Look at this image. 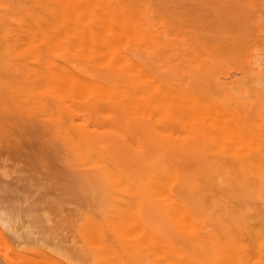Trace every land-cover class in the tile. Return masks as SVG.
<instances>
[{"label":"rangeland","instance_id":"obj_1","mask_svg":"<svg viewBox=\"0 0 264 264\" xmlns=\"http://www.w3.org/2000/svg\"><path fill=\"white\" fill-rule=\"evenodd\" d=\"M58 1L59 3L62 2H60V0ZM76 2L78 5L80 4V1L78 2L77 0ZM94 2L103 7L95 3L96 5H93L96 7L93 6L95 9L92 10H98L97 12L95 11L98 13L100 10L99 7H101V9L103 8L100 12L102 13V11H104L103 14L107 15L108 22L111 21L113 25H116L115 23L119 24V21L115 20V18L118 19L117 16L119 14L123 15L126 12L122 18H126L127 21L124 19L123 22L126 21L125 25L126 23L128 26L131 25V28L134 30H132L133 34H126L127 38L124 37V41H121L123 42L122 45L124 44V47L122 46L121 48H123L125 56L127 55L130 59V61L127 59V62H134L132 63V67H134V64H136L137 61L143 68L141 69L139 65H136L141 69V74L137 72L139 74L137 76H135L136 71L133 76L134 69L131 71L132 74L128 71L130 69L127 70L126 65H130L127 62H123L126 63V69H122L121 67L124 65L121 62L123 60L120 61L119 58L117 64V60H115L116 57H114L115 54L111 56V53H114L116 47L113 49V52L110 53V59L117 65L113 64L109 58L107 59L109 60V63L105 64L102 59L103 65H101V62H99L100 65H98V62H93L98 59L94 56L99 55V53H96V50L94 52V49H96L94 46L97 47L98 45H101V43H96V41L99 42V40H95L98 37V34L96 36V33L98 32L100 35L103 30L99 31L97 30L98 28H94V30L97 31L92 30V26L97 27V25L93 24V22L97 24V20H93L95 15L92 13L95 14V12L92 10V18L90 19L89 17L90 20L88 19L87 22L86 20L82 21L85 14L82 17V20H80L82 11L81 8H79V12H76L78 14L77 18H79L76 20H79V24L82 23V26L86 27L79 28H81V30L82 28L83 30L88 28L91 32L90 36L95 32V36H92L95 42L91 40L92 43L90 44L94 45V49L92 50L96 54H92V50H90L91 52L89 51V54L92 55L89 56V58H94L91 59L93 61L89 62V59L87 58L88 53L85 57H82L84 55H80L83 51V48L81 49L80 47L83 46L82 43H86L82 42L84 39L81 38V35L87 30L81 31L80 29H77L78 31L76 35L72 34L71 36L66 32V29H64L68 27V25H65L66 27L64 26V23L66 22L64 21V23L60 24L58 21V29L52 28V30L56 33H60L56 30L59 31L60 25H63V29L67 34L66 36L64 35L65 38L57 37L60 38V40H63L61 41L62 43L60 41L56 42L59 44H56L57 47L55 46L56 48L54 49L55 54L54 52L52 54L54 55V60L56 61L57 59L59 61H56V65L53 64L55 63L54 60L51 63L53 64V68L54 66L59 67L57 63L63 62L66 66H71L74 70L76 69L79 76H82V78L85 77L89 80L91 83V85L88 83L89 86H92L93 83L97 86L101 82L105 83V88L107 89L110 86L109 88L111 89L108 91L111 92L112 90L113 95V97L109 95L106 97L107 99L104 97L101 98L99 95H103L102 92L105 91L101 90V93L100 91H97L98 93L95 91V93L93 91L95 87L94 85L93 90L91 87H88L90 90L86 87L89 90L88 93L93 92L96 95L98 94L99 97H95V95L93 96L92 93V95L90 94V96L87 97H85V95L84 99L79 100L80 98H78V96L75 97L76 99H73L75 91L77 90L75 81H73V84L72 82L70 83V88L74 85L76 87H73V90H70L65 86L67 91L70 90L74 94L69 92L71 95H65V90L62 94V88V91L60 90L57 92L58 89H60V84H62L59 82L62 81L64 83V81L63 78L62 80L55 79L60 75H53L54 73L50 71L52 69L48 70V73H53H51V75H53L51 79H55V87L49 89V87L46 86V89L44 85V88L43 86H38L42 83L40 76L45 73L46 60L48 61L50 59L43 56L46 53L37 54V47L41 49L45 40L42 39L41 41L43 42L40 41L42 44L39 43V46L36 45L38 43L34 42L33 39L38 41L42 36H45V39L46 37L48 39L49 36L51 38L50 41H53L54 39L52 40V38H56L49 35L50 28H48L49 26H45V17L49 16L48 14L55 15V7L50 5L52 3H57L55 6H58V2L56 0H0V88L2 92V99L0 101V264H104L106 261H109L107 264H114L117 262L116 260H118V256L121 259L119 264H157L159 263L157 260H160V257L156 260L157 252L162 256L159 252L160 249L157 244L158 240H156L158 237L167 242H172L176 247L178 246L177 248L174 246L176 249L173 248V251L180 249L178 250L180 252L183 250V253L185 252V254L199 260L203 264H221L222 261L223 264H227L230 258L234 262L239 256L240 259L238 258L237 261L240 260V264H264V194L260 199L243 198L242 191L238 186V183L241 182L240 164L236 157V153H228L233 149H231L232 144L230 146H227L226 144L225 146V143L218 140L222 145L224 144L222 146L220 143L217 144L216 141L209 137L208 141L204 139L200 140L199 150L208 151V157L207 159L202 157L198 163L201 165L206 163L205 166L207 167L203 169H208V182L213 184L211 187H208L207 193L209 194L206 193V196H208V206L211 204L210 200L215 198L216 201L213 205L214 212L209 213L208 215H196L188 218V220L187 218H182L187 221L191 219L190 222H193V224L198 223L196 225L199 226V228L191 225L193 229L195 228V230H192L189 228L190 225L188 227V223L190 224V222H186L187 225H185L181 221L185 229L188 230L189 228L191 230L186 232V230L182 228L183 225L180 224V218L170 219L165 216L146 215L140 212V214L137 213V215L139 214L140 217L138 218H141L140 220L144 224V227L141 228L145 233V238L143 237L142 230L139 232L141 235H137L138 237L135 235L131 238V235L129 234L136 232L138 229L137 226L141 222L137 221L138 224L136 225V229L135 227H130L131 229L133 228L136 230L134 231L132 229L131 231V229L127 227L125 228V224L126 220L127 223H129L128 219L130 221L131 218L135 217V215L134 217H131L132 213L128 214L123 212L120 215L113 214L112 216V214L99 213L96 211L98 195L95 192L91 181L85 179L88 178L89 175L86 168L81 166L80 163L71 161L73 158L72 155L68 154L63 147L57 145V141L53 140V137L58 132L57 127L60 119L64 117L61 120H64L67 123V118L60 115L56 109H53L54 112H50L49 109V113L47 112L46 114L45 109L40 107L41 104H47L48 106V103L49 105H53V102H55V104H59L63 110L71 112L75 116V123L83 127L93 138H95V142L102 155L108 160L117 162L126 171L135 174V182L137 187L140 188V172L144 168V155L147 153H151L150 155H156L164 148H174L175 146L179 148L183 143L181 141L183 131H188L190 133L197 132L200 128L199 126L193 125L192 121L196 120V117H200L204 113L200 115L199 113L201 112L199 109L188 105V107L186 105L185 107L183 105L184 103L182 101L187 97L186 92H194L195 94L198 93L204 96H217L218 98H215L217 99L218 104L236 121L240 122L243 120L241 122H246L248 120L246 124L251 128L264 127V0H94ZM46 3H48L50 7L47 6L48 8L45 9ZM67 6L65 8L64 4L61 5L62 8L64 7L67 9V12L65 10L64 13H68L69 9ZM76 6L77 5L74 4L75 11L78 10V8L76 9ZM105 7L106 9L113 8L112 10L110 9V12H113V14L110 13L109 16L105 11L106 9H104ZM113 10L122 12H115L117 15H114L115 13ZM62 11L60 10L61 14L63 13ZM60 12L58 13L60 14ZM143 14H146V16ZM72 16L73 15H71V17ZM118 17L120 20V16ZM150 17L152 18L149 21ZM99 18L101 19L102 15ZM111 18H114V20H111ZM146 18H148V20H146ZM52 19L49 21L50 25H53ZM67 19L68 18H65L64 20L67 21ZM55 22L56 21H54V23ZM28 23L31 24L29 25ZM111 23H109L110 26L112 25ZM101 24L98 26L107 27V25ZM44 26L45 29L46 27L48 28V31L46 30V32H49L46 35L45 32H42ZM74 26L76 25H73V29H76ZM110 26L107 29L108 31ZM118 26L117 27L120 28V30H124L125 34V30L128 26H125V28L123 26V28H121L120 24ZM154 26L155 28H153ZM34 27H39V29H36L37 31L33 32V30H35ZM53 27H55V25H53ZM69 29H67V31ZM128 30L129 32L131 31L130 29ZM104 32H106V29ZM113 32L117 33V31L114 30ZM113 32L111 30L108 34ZM134 32L136 34H134ZM36 33L38 34L35 35ZM108 34L106 36L109 41L112 40V38L114 40L115 34H112L113 36L111 35L112 38H110V34ZM124 34L121 32L117 36H123ZM31 36L32 38H30ZM39 36L40 38H38ZM60 36L63 35L60 34ZM74 36L77 37V40L78 38L81 39L73 42V38L75 39ZM84 36L86 35L84 34L82 37ZM87 38L89 39V37H86L85 39ZM103 39L102 41L104 43ZM125 39L128 40L126 41L127 43L125 42ZM50 41L47 46L49 49L51 48ZM46 42L47 41H45V43ZM52 43L54 44V42ZM103 43L102 45L104 46ZM108 43L109 42H107L106 45H109ZM118 43H120V41ZM46 45L44 44L45 47ZM118 45L119 47L121 46L120 44ZM118 45L117 50H119ZM52 46L54 47V45ZM111 47L113 48L114 46ZM111 47L110 49H112ZM78 48L81 49V52L76 51ZM100 50L103 51V48L98 49V51ZM44 51L46 50L44 49ZM50 51H53V49L51 48ZM110 51H108V53ZM39 53L42 52L40 51ZM83 54H85V52ZM104 54L101 53L102 57L100 55V59L103 58ZM118 54L117 56L120 57ZM113 58H115V61L112 60ZM47 64L51 65L48 62ZM47 66L48 65H46V68H48ZM144 68L145 71L147 69L150 74H145L147 71L143 73ZM37 69L38 71H36ZM39 69L44 73L39 74L41 72ZM60 69L61 67L58 70ZM53 70H56V68ZM54 72L56 74V71ZM71 73L73 76L71 75L70 77H74L75 73L73 70ZM61 75L63 76V74ZM140 75H143L144 78L146 75H150V77L152 76L153 82L155 81V83L159 81V83L157 82L158 88L155 86L156 92L150 91L149 88L146 89L148 85L147 81L145 86V83L143 82V80H145L144 78L140 79V81L138 80L141 77ZM45 76L46 75L43 76L44 80ZM138 76L139 78L137 79ZM36 78L41 83L34 81L37 80ZM48 79L51 80L50 78ZM71 79L73 78H70V80ZM148 79L149 77L146 80ZM81 80L78 81V83H80H77L78 86L82 84L83 80ZM16 81H18V83ZM46 82L47 81L45 80L44 83ZM57 82L59 84V87H57L58 89L56 88ZM151 82L149 83L150 89V85L153 83ZM121 83L126 84L124 87L129 85L128 88L130 86L133 88V91L136 94V96H132L133 98H141V103L144 99L147 101L142 103L145 107V111L141 110V112L144 111L143 114L136 113V111L138 112L142 107L140 106L141 103L138 105L136 102L137 100H133L129 97V94L127 97L130 99H127L122 93L124 87ZM33 84L36 85V87L33 86ZM118 84L123 88H121V86L116 88ZM82 85L84 86V83ZM163 85H165L164 87L166 88L163 87V89H161L162 91L159 90V92H165L163 90L167 89L166 96L164 93L162 95L161 92H158V89L162 88ZM21 86L26 89H22V91ZM97 86L95 87V90ZM112 86L114 88H112ZM173 86L174 88H177L173 89ZM236 86L237 88H235ZM98 87L97 90L102 88L101 85ZM152 88L155 91L153 85ZM11 89L12 91H9ZM74 89L76 90L74 91ZM121 89L123 90L120 91ZM182 89L184 90L183 92H181ZM53 90H57V94ZM114 90L117 92V97H115L116 93H114ZM175 90L177 93L174 92ZM84 91L85 90H83V92ZM118 91L121 92L122 96L120 95L119 97ZM110 92L108 94H110ZM179 92L181 97L178 96ZM88 93L86 94L89 95ZM170 93H174L173 98L170 97V95L172 96ZM175 93L180 99L176 97ZM183 95H185V97L182 99ZM224 95L229 97V99L226 97V99L229 100L228 104H226L228 100L226 103L220 102L221 98L222 100H225ZM174 98H178V100H175ZM132 100L137 104L136 110L134 107L135 104L131 107V104L127 105L130 101L133 104ZM138 102H140V100H138ZM179 102H182V104ZM166 106H171L168 113L166 112L168 109L164 110ZM138 107L140 108L138 109ZM243 115H245V117ZM160 116L161 119L158 118ZM243 118H245L246 121ZM259 133L264 132L259 131ZM183 135L182 137L185 136ZM154 137L155 139H153ZM30 138H35L34 140H36L37 144L34 150L25 146V142H28ZM49 138L51 141H48ZM159 140H166L165 145H159ZM262 140L264 141V137ZM171 143L174 145H171ZM229 144L230 143H228V145ZM214 145H218L219 148L215 147L214 149ZM221 146L224 147L222 148L223 150H227V153L220 149ZM56 160L58 162H56ZM72 172L75 173L73 174ZM55 173H65L66 175L71 176V182H74L71 192H67L64 189L55 186L53 182V174ZM220 175L221 179L223 178L222 180L220 179L221 181L217 179ZM233 175L236 176L234 177ZM132 200L129 202H136L135 198ZM122 206H124L123 209H128L126 208V204H123ZM89 214L90 219L88 218ZM127 214L128 217H126ZM91 215H93V217H91ZM117 216H121V219L123 218L124 220L122 219L121 221L120 219L118 221L119 218H117ZM95 218L100 222L96 221ZM110 218L114 221H109L108 219ZM116 218L117 222H120L121 224L125 221L124 227L123 224L117 225ZM176 219L178 220L177 223ZM92 221L98 223L95 225ZM131 222L132 220L130 221V225L133 224ZM173 222L178 225L180 224L179 229ZM108 224H110V226ZM115 224L116 227L114 226ZM92 225L94 227H92ZM82 226L86 228V230L83 228L85 231L82 230ZM113 226L115 229L112 228ZM120 226L123 228H120ZM99 227H103V233L100 232ZM146 228L147 230L149 229L148 232L151 231L153 233L152 236L156 237L157 235V238L153 242L154 250L159 249L156 252L151 251L153 250L152 243V247L149 245L150 242H148L149 244L146 243L148 239L152 237H147L148 232L144 231ZM196 228L201 229L196 230ZM116 229L117 233L115 232ZM119 229H121V234L118 231ZM129 231L131 233H129ZM96 232L97 235L100 232L102 236H97L95 234ZM125 232L128 233L127 238ZM88 236L89 239H87ZM95 237L98 238L94 240ZM140 237H143L145 240L140 239L135 241V239L137 240V238L139 239ZM146 237L148 238L147 240ZM99 238H102V242H98V240H100ZM151 239L153 240V238ZM141 240L146 241L143 243L144 245L142 243L140 244L139 241ZM100 242L102 245H100ZM103 242L106 244L108 243L107 246L109 245V247H107L105 243L103 244ZM94 243L99 244L95 245ZM226 243L227 247H225ZM146 244L147 248L151 249H149V251L153 253L152 255L150 254L151 257L149 256V252H146ZM140 245L143 246V249ZM155 245H157V249ZM110 246H113L114 251L118 254L117 257H114L115 259L112 256L115 252H112L113 247L111 249ZM144 247L146 250H144ZM99 249L101 251H99ZM169 251L170 253L172 252L171 250H167V252ZM104 252L106 253L104 254ZM107 253L110 254V257ZM230 253L234 256L233 258ZM237 253L238 255H236V257L235 254ZM103 254L106 256V261H103ZM172 254L173 252L171 255ZM219 257L222 258L219 259ZM225 257H228L227 260ZM114 260L116 262H114ZM231 260H229V262Z\"/></svg>","mask_w":264,"mask_h":264},{"label":"bare ground","instance_id":"obj_2","mask_svg":"<svg viewBox=\"0 0 264 264\" xmlns=\"http://www.w3.org/2000/svg\"><path fill=\"white\" fill-rule=\"evenodd\" d=\"M40 1V0H39ZM57 2H58V6H55L57 3H55V4H51L50 6H52V7H55V8H58V9H55L54 8V10H56V11H58V12H60V10L62 11V9H63V13L61 14V12H60V14L58 13V12H56L55 11V15H51V14H48L49 16H46L45 17V22H46V25L45 26H49L48 28H50L49 29V31H50V33L49 32H46V30L48 29L47 27H46V29H45V26H44V30L42 31V32H45V35L46 34H48L49 33V35H51L52 37H56V38H52V40L53 41H50L51 40V38L48 36V39H47V37H46V39H45V36H42V38H40V36L38 37V38H40V39H38V41H36V39H33L34 40V42H36V43H38V44H36V45H39V43L40 44H42L41 42H43V41H41L42 39L43 40H45V41H47L46 43H47V45H46V43H45V41L43 42V44H42V46L44 47H42L41 46V49H39V47H37L38 49V53L37 54H44V53H46V54H44L43 56L45 57V58H47V59H50V60H46V65H48L47 67L49 68H46V65H45V70H44V72H42V70H40L39 72V74H42V73H44V75H46L45 76V80L47 81L46 83H44L45 82V80H44V75L42 76H40V78H41V82L43 83H41V82H39V80L37 79V80H34V81H36L37 83H41V85H38L39 87H42L43 85L45 86V88L47 89V87H49V89L50 88H53V87H55V82H54V80L55 79H60V80H62V78H63V81H64V83L62 82V81H60L59 83H62V84H60V87H59V84H58V82H57V86H56V88L57 87H59L60 89H58V91L57 92H59L60 90H61V88H62V94L64 93L65 95L66 94H69V92H71L70 90L72 89L73 90V87L74 88H76L75 87V85L72 87V88H70V83L72 82V84H73V81H75V84H76V86H77V90H78V92H77V90L76 89H74V91H75V96L73 97V99L75 98V97H77L78 96V98H80L79 100H81V99H84L85 97H87V96H90V94L92 95V93L93 92H89L88 93V91L90 90L89 88L91 87V89L93 90V86L95 85V83H93L92 81V83H93V85L92 86H89V84L91 85V83L89 82V80H87V78H85V77H83L82 78V76H79L78 74V72H76V69L74 70L71 66V68L70 67H68V66H66V64H63V62H59V63H57L58 65H59V67L58 66H54V68H53V64H55L56 65V61L58 62L59 60H57L56 59V61L54 60V55L52 54L53 52H54V49L57 47V45L56 44H59V43H56L57 41H62V40H60V38L62 37H64V35L66 36V34L67 33H65V31H64V29H66V32H68L69 33V35H71L72 36V34H75L76 35V33H77V31L80 29L81 30V28H79V27H83L82 26V23H80L79 24V20L77 21L76 19H78L77 18V16H78V14L76 13V12H79V8H81V11H82V16H81V19L80 20H82V17L84 16V14H85V17H83L84 19L82 20V21H85L86 20V22L88 21V19H89V17H90V19L92 18V14L93 15H95L94 17H93V20L94 21H96L97 22V24L95 23V22H93V24L94 25H97V27L96 26H92V30L93 31H97V30H103L102 31V33L99 35V33L97 32L96 33V36H97V34H98V37H97V39H95V40H99V42L98 41H96V43L97 44H100L101 43V45H98L97 47L96 46H94V45H92V44H90V43H92V41L91 40H93V38H92V36H95V32L93 33V31H92V33H93V35L92 36H90L91 35V32H90V30H88V28L87 29H84V30H87L86 32L83 30V28H86L85 26L82 28V30L81 31H84V33H82V35H81V38H83L84 40H86V41H84V40H82V42H86L85 44H83L82 43V45L84 46H81L80 48L82 49L83 48V51L85 52V54H83L84 52L82 51L81 52V49H76V51H79V52H81V54L80 55H84V56H82V57H85V55H87V53H88V55H87V58L89 59V62H91V61H93V60H91V59H94V58H89V56H92L91 54H89L91 51L90 50H92V49H94L93 48V46L96 48V49H94V52H95V50H96V53H99V55H96V56H98V57H96V56H94L97 60H95V61H93V62H101L102 64L101 65H103V61H104V64L105 63H109L108 61L109 60H107L108 58L110 59L111 57H110V53L111 52H113V49H115V47H116V49H115V51H114V53H111V56H113L114 54H115V56L114 57H116V59L115 58H113L112 60H117V64H118V59L120 58V61H122L121 63L124 65H122L121 63H119L120 65H122L123 67H121L122 69H124L125 68V64L126 63H123V62H127V59L130 61V59L127 57V55L125 56V53H124V50H123V48H121L122 46L124 47V44L122 45V43L123 42H121V41H124V37L125 38H127L126 37V34H129V35H131V34H133V31L132 30H134L133 28H131L132 26L131 25H127V23H126V25H125V22L127 21L126 20V18H124L126 21H124L123 22V18H122V16H124L125 14H126V12H125V14H123V15H121V14H119L118 16H120V20H119V17L117 16V18L118 19H116L115 18V20H117V21H119V24H120V27L121 28H125V26L128 28V29H130L131 31L129 32V30L126 28V30H125V34H124V30L123 29H121L120 30V28H118L119 26V24H117V23H115L116 25H113L112 23H111V21H109L108 22V18H107V15H104L103 13H104V11H102V13L100 12L102 9H101V7H103V6H101V5H99L98 3H96V2H94V0H92V2H91V0H87V1H82V0H78V2L80 3V4H82V5H78V3L75 1V0H71V1H69V0H60V2L61 3H59V1L58 0H56ZM65 3H64V2ZM71 3H69V2ZM74 1V2H73ZM81 1H82V3H81ZM97 1V0H96ZM77 4H76V3ZM85 2V3H84ZM38 3V2H37ZM49 3V2H48ZM48 3H46V7H45V9L46 8H48V7H50L49 6V4ZM67 3V4H66ZM89 3V4H88ZM98 4L99 6H101V7H99L100 8V10H99V12L98 13H96L98 10H92V9H95V8H93V6L94 5H96V4ZM62 4H64V7L66 8V6H67V8L69 9L68 10V13H64L65 12V10H66V12H67V9H65L64 7L62 8L61 7V5ZM74 4L75 5H77L76 6V9L78 8V10L77 11H75V8H74ZM87 4V5H86ZM94 4V5H93ZM66 5V6H65ZM73 5V6H72ZM90 5H91V7H90ZM48 6V7H47ZM86 6V7H85ZM105 6V5H104ZM60 7V8H59ZM82 7H84V8H82ZM94 7H96V6H94ZM108 7V6H107ZM87 8V9H86ZM52 9V8H51ZM74 9V10H73ZM82 9H84V10H82ZM98 9V8H97ZM104 9H106V7L104 8ZM111 10L113 9V8H110ZM110 9H106L105 11L107 12V14L109 15L110 13H112L113 14V12H110L111 10ZM91 10L93 11V12H95V14L94 13H92L91 14ZM108 10H109V12H108ZM85 11V12H84ZM88 13H87V12ZM114 11V13L116 12H119V11H116V10H113ZM127 11V10H126ZM73 12H74V14H73ZM120 12H122V11H120ZM119 12V13H120ZM43 13V12H42ZM81 13V12H80ZM114 14V15H117V14ZM45 14V13H44ZM58 14V15H57ZM76 14V15H75ZM89 16H88V15ZM100 14V15H99ZM151 14V13H150ZM60 15V16H59ZM68 15V16H67ZM71 15H73L72 17H71ZM97 15V16H96ZM101 15H102V18L100 19L99 17H101ZM113 15V16H114ZM144 16H146V14H143ZM56 16V17H55ZM59 16V17H58ZM63 16V17H62ZM88 16V17H87ZM110 16V15H109ZM112 16V15H111ZM54 17H55V19H54ZM87 17V18H86ZM96 17V18H95ZM52 19V21H53V25H55V27H53V25H50L49 24V21H51V19ZM57 18V19H56ZM59 18H62V19H59ZM65 18H68L67 19V21L66 20H64ZM99 20H98V19ZM106 20H105V19ZM152 17H150L149 18V21H150V19H151ZM47 19H48V21H47ZM59 19V20H58ZM89 19V20H90ZM114 20V18H111V20ZM103 20V21H102ZM146 20H148V18H146ZM27 21V20H26ZM54 21H56L55 23L57 24H55L54 23ZM59 21V22H58ZM64 21L67 23H64ZM72 23H71V22ZM76 23H75V22ZM106 21V22H105ZM116 21V22H117ZM120 21H122V22H120ZM48 22V23H47ZM60 23V24H62V23H64V26L66 25H68V27L67 28H64L63 29V25L61 26L60 25V28H59V31L58 30H56L57 32H60V33H56L55 31H53L52 30V28H55V29H58V23ZM102 24H101V23ZM103 22H105V23H103ZM27 23V22H26ZM76 25V26H74V27H76V29L74 28L73 29V25L74 24ZM90 23V22H89ZM107 23V24H106ZM109 23H111L112 25V27L110 26V24ZM122 23V24H121ZM29 25L31 24V23H28ZM35 24V23H34ZM33 24V25H34ZM107 25V27L106 26H98V25ZM124 24V25H123ZM26 25V24H25ZM80 25V26H79ZM152 25V24H151ZM35 26V25H34ZM65 26V27H66ZM110 26V29L112 30V32H113V30L114 31H117V33H115V32H113V33H109L110 34V38H112V34H115V36H114V40H113V38H112V40H110L109 41V39L107 38V34H108V32L109 31H111L110 29H109V31L107 30L108 29V27ZM114 26V27H113ZM123 26V27H122ZM61 27H62V29H61ZM157 27V26H156ZM35 28V27H34ZM71 30H70V29ZM94 28L95 29H97V30H94ZM115 28H118V29H115ZM153 28H155V26L153 27ZM25 29V28H24ZM36 29H39V27L38 28H35V30H33V32L34 31H37ZM67 29H69L68 31H67ZM78 29V30H77ZM105 29H106V32H104L105 31ZM72 30H73V32H72ZM76 30V31H75ZM48 31V30H47ZM55 32V33H53V32ZM119 31H121L122 32V34H124L123 36H117L118 34H120L121 32H119ZM41 32V31H40ZM70 32H71V34H70ZM119 32V33H118ZM65 33V34H64ZM105 33H107V34H105ZM38 33H36L35 35H37ZM44 34V33H43ZM55 34V35H54ZM60 34L61 35H63V36H60ZM81 34V33H80ZM86 35V36H84V37H82L83 35ZM89 34V35H88ZM108 34V35H109ZM134 34H136L135 32H134ZM158 34V33H157ZM54 35V36H53ZM112 35V36H111ZM78 36V35H77ZM80 36V35H79ZM104 38H102V37ZM57 37H60V38H57ZM75 37V39L73 38V42H76L75 40H77V37L76 36H74ZM86 37H89V39L87 38V39H85ZM101 37V38H100ZM109 37V36H108ZM116 37H117V39H116ZM30 38H32V36L30 37ZM34 38H36V37H34ZM65 38V37H64ZM81 38H78V40L77 41H79V39H81ZM90 38H92V39H90ZM96 38V37H95ZM122 38V39H121ZM56 39V40H55ZM59 39V40H58ZM101 39V40H100ZM102 39L104 40V43H103V41H102ZM106 39H107V41H106ZM120 39V40H119ZM134 39V38H133ZM71 40V39H70ZM88 40V41H87ZM90 40V41H89ZM95 40H93V42H95ZM132 40V39H131ZM41 41V42H40ZM51 42L50 44H51V48L53 49V51H50L51 50V48L49 49L47 46L49 45L48 44V42ZM100 41H102V42H100ZM112 41V42H111ZM114 41V42H113ZM120 41V43H118ZM126 41H128V40H126L125 39V42ZM133 41V40H132ZM17 42V41H16ZM19 42V41H18ZM52 42H54V44L52 43ZM88 42H89V44H88ZM107 42H109L108 44L109 45H106L107 44ZM62 43V42H61ZM96 43H95V45H96ZM102 43L104 44V46L102 45ZM114 43V44H113ZM115 43H116V45H115ZM120 44L121 46L119 47V45L118 44ZM127 43V42H126ZM44 44L46 45V47L44 46ZM75 44V43H74ZM52 45H54V47L52 46ZM105 45H106V47H105ZM117 45H118V49L121 51H119V50H117ZM40 46V45H39ZM56 46V47H55ZM87 46V47H86ZM111 46H114L113 48L111 47ZM100 47V48H99ZM110 47L112 48V49H110ZM13 48V47H12ZM42 48H43V50H42ZM89 48V49H88ZM101 48H103V51L102 50H100V51H98V49H101ZM105 48V49H104ZM44 49L46 50V51H44ZM47 49H49V50H47ZM42 52V53H39L40 51ZM88 50V51H87ZM110 50H112V51H110ZM90 51V52H89ZM108 51H110L109 53H108ZM116 51H118V52H116ZM127 51H128V49H127ZM69 52V51H68ZM67 52V53H68ZM93 52V50H92V54L94 53ZM27 53V52H26ZM35 53H36V51H35ZM48 53H49V55H48ZM96 53H94V54H96ZM101 53L102 54H104V53H106V54H104V56H103V58H101L100 59V55H101ZM119 53V54H118ZM122 53H123V55H122ZM54 54H55V52H54ZM107 54H108V57H107ZM117 54L118 55H120V57L119 56H117ZM47 55V56H46ZM76 55V54H75ZM106 55V56H105ZM123 57H122V56ZM51 57V58H50ZM81 57V56H80ZM101 57H102V55H101ZM105 57H106V59H105ZM118 57V58H117ZM126 57V58H125ZM130 57V56H129ZM125 58V59H124ZM42 59V58H41ZM100 59V60H99ZM102 59H103V61H102ZM105 59V60H104ZM253 59V58H252ZM53 60H54V62L55 63H51V62H53ZM78 60V59H77ZM83 60V59H82ZM84 60H85V58H84ZM99 60V61H98ZM114 60V61H115ZM133 60V59H132ZM135 60V59H134ZM50 61V62H49ZM110 61H111V59H110ZM136 61V60H135ZM44 62V61H43ZM47 62L48 63H50L51 65H49V64H47ZM112 62V61H111ZM213 62V61H212ZM98 63H96V64H98ZM113 64H115L114 62H112ZM111 63V64H112ZM128 64H130L129 66H127L126 65V68H127V70L128 69H130V70H128V71H133V69H134V71H133V76H134V73H135V71H136V73H135V76H137V75H139L138 73H140L141 74V69L143 68L142 66H141V64L140 63H138L137 61H136V64H134V67H132L133 66V64L132 63H134L133 61H132V63H130V62H127ZM138 63V64H137ZM117 64H115V65H117ZM152 64V63H151ZM62 65H64V66H62ZM68 65V64H67ZM98 65H100V63L98 64ZM136 65H139L140 66V68H139V66L137 67ZM34 66V65H33ZM66 66V67H65ZM52 67V68H51ZM58 67V68H57ZM61 67V71L60 70H58L59 68ZM119 67V66H118ZM117 67V68H118ZM33 68V67H32ZM35 68V67H34ZM56 68V70H53V69H55ZM69 68V69H68ZM125 68V69H126ZM132 68V69H131ZM136 68V69H135ZM36 69V68H35ZM50 69H52V70H50ZM64 69H67V70H64ZM140 69V70H139ZM48 70H50V71H52V72H50V73H48ZM73 70L74 71V77H70L71 75L73 76V74L71 73V71ZM104 70V69H103ZM144 70V72L143 73H145L146 71H147V69H146V71H145V68L143 69ZM142 70V71H143ZM36 71H38V69L36 70ZM54 71H56V74H55V72ZM67 71V72H66ZM70 71V72H69ZM106 71V70H105ZM127 71V72H128ZM140 71V72H139ZM21 72V71H20ZM19 72V73H20ZM46 72H47V74H46ZM62 72V73H61ZM64 72H66V73H64ZM68 72H69V74H68ZM138 72V73H137ZM51 73L53 74V75H60L58 78H55L54 80L53 79H51L52 78V76L53 75H51ZM78 73V74H77ZM150 74L148 71L145 73V74ZM260 73V72H259ZM61 74H63V76L61 75ZM65 74V75H64ZM131 74H132V72H131ZM145 74H143V75H145ZM51 75V76H50ZM67 75V76H66ZM69 75V76H68ZM143 75H140L141 77L139 78V76L137 77V79L140 81V79H143L144 77H143ZM48 76V77H47ZM76 76V77H75ZM47 77V78H46ZM81 77V78H80ZM149 77V79L148 80H146L147 78ZM39 78V77H38ZM48 78H50L51 80H49ZM66 78V79H65ZM70 78H73V79H71L70 80ZM76 78V79H75ZM84 78H85V80H84ZM43 79V80H42ZM83 80V82H82V84L84 83V86L82 85V87H81V85H79L78 86V84H80V83H78V81L79 80ZM89 79V78H88ZM137 79H135V80H137ZM145 80H143V82L145 83V86H146V81H147V87H146V89L147 88H149V90L150 91H152V92H156V88H158V86H157V84L159 83V81H157L156 83H155V81L153 82V78H152V76L150 77V75H146L145 76V78H144ZM155 79V78H154ZM70 80V81H69ZM81 80V81H82ZM149 80H150V82H151V80H152V85L154 86V89H155V91L153 90V88H152V85H150L151 86V89H150V87H149ZM33 81V82H34ZM58 81V80H57ZM219 81V80H218ZM6 82V81H5ZM17 83H18V81H16ZM25 82V81H24ZM54 84H53V83ZM66 82H69V83H66ZM96 82V81H95ZM98 82H100V81H98ZM122 82V81H121ZM149 82V83H148ZM20 83V82H19ZM37 83H36V85H37ZM48 83V84H47ZM78 83V84H77ZM86 83V84H85ZM89 83V84H88ZM103 82H101L100 84L99 83H97V84H99V85H101V89L100 90H97V88H99L97 85H95V87L97 86V88H96V90H95V87H94V92L96 91H100V93H101V90L102 91H105V92H102V94L103 95H99L101 98L102 97H104V98H106V97H108L109 95L110 96H112L113 97V95H112V90H111V92L110 91H108V90H110L111 88H105L106 87V85H105V83H103ZM118 83V82H117ZM154 83H155V85H154ZM239 83V82H238ZM10 84V83H9ZM22 84H24V83H22ZM35 84V83H34ZM33 84V86H35L36 87V85H34ZM46 84V85H45ZM50 84V85H49ZM63 84H64V86H63ZM66 84V85H65ZM69 84V85H68ZM49 85V86H48ZM51 85H53V86H51ZM68 85V86H67ZM88 85V86H87ZM121 85L124 87L126 84H124V83H121ZM121 85H117L116 86V88H119ZM20 86V85H19ZM27 86V85H26ZM29 86V85H28ZM32 86V85H31ZM32 86V87H33ZM44 86H43V88H44ZM47 86V87H46ZM51 86V87H50ZM62 86V87H61ZM65 86H66V88H68V89H70V90H68L67 91V89L65 88ZM104 86V87H103ZM108 86V85H107ZM121 86V88H123ZM128 86L129 85H127L126 87H124V90L123 89H121L120 91H122V93L127 97V95L129 94V97H131L133 100H135L136 102H137V104L138 105H140V103H141V98L140 99H137L136 97L135 98H133L132 96H136V94H135V92L133 91V88L130 86L129 88H128ZM155 86H157L156 88H155ZM165 85H163L162 86V88H160V89H158V92H159V90H161V89H163V87H164ZM175 86V85H174ZM174 86H173V89H175V88H177V87H175L174 88ZM1 87V86H0ZM83 88V89H81V88ZM89 89H87V88ZM79 88V89H78ZM112 88H114L113 86H112ZM131 88V89H130ZM164 88H166V87H164ZM179 88V87H178ZM235 88H237V86L235 87ZM235 88H233V89H235ZM258 88V87H257ZM14 89H16V88H14ZM13 89V90H14ZM18 89V88H17ZM25 90L24 88H22V86H21V90ZM104 89V90H103ZM4 90V89H3ZM20 90V91H21ZM22 90V91H23ZM52 90V89H51ZM65 90V91H64ZM83 90H85L84 92H83ZM117 90V89H116ZM116 90H114L115 92L114 93H116L115 94V97H117V92H116ZM129 92H128V91ZM148 90V91H149ZM169 90H171V89H169ZM179 90V89H178ZM6 91V90H5ZM9 91H12V89L11 90H9ZM54 91V90H53ZM56 91H54V92H56ZM108 91V92H107ZM162 91V90H161ZM160 91V92H161ZM163 91H165V92H161V94L163 95V93H164V95L167 93V89H165V90H163ZM172 91V90H171ZM181 91V90H180ZM184 90L182 89V91L181 92H183ZM188 91V90H187ZM230 91H232V90H230ZM27 92V91H26ZM53 92V93H54ZM57 92H56V94H57ZM68 92V93H67ZM79 92H82V93H79ZM95 92V93H96ZM97 92V93H98ZM110 92V94H108ZM119 92V91H118ZM126 92H128V93H126ZM134 94H132V93ZM157 92V93H158ZM159 92V93H160ZM174 92H176V90L174 91ZM11 93V92H10ZM19 93H21V92H19ZM22 93H24V92H22ZM61 93V92H60ZM72 93V92H71ZM86 93H88L89 95H87ZM95 93H93V96L95 95V97L96 96H98V94L96 95ZM99 93V94H100ZM144 93V92H143ZM169 93V92H168ZM177 93V92H176ZM175 93V95H176V97H178V96H180L181 97V95H180V92H179V94H178V96H177V94ZM240 93V92H239ZM72 94H74V93H72ZM77 94H79L80 95V97H79V95H77ZM82 94V95H81ZM107 94V95H106ZM132 94V95H131ZM170 94H172V96L170 95V97H172L173 98V95H174V93H170ZM183 94H185V93H183ZM186 94H187V97L182 101L184 104V106L186 105H188V106H192L193 108H196V109H199V111L201 112V113H199L200 115L202 114V113H204V114H202V116H200V117H196L197 119L196 120H193L192 121V124L193 125H196V126H199L200 128H199V130H197V132H185V131H183L182 133L185 135H183L184 137H182V135H181V141L183 142L182 143V146H180L179 148L178 147H174V148H172V147H169V148H164L161 152H159L158 154H156V155H150L149 153H147V154H145L144 155V158H143V164H144V168H143V170L140 172V188H138L137 187V184H136V177H135V174H133V173H131V172H128V171H126L123 167H121L120 166V164H118L117 162H115V161H112V160H108L107 158H105L103 155H102V153L99 151V147H98V145H97V143L95 142L96 140H95V138H93L91 135H90V133H88L83 127H81L80 125H78V124H76L75 123V116L71 113V112H69V111H67V110H63L62 109V107L61 106H59V104H55V102H53V105H49V103H48V106H47V104H45V105H40V107H42V108H44L45 109V113L47 114V112L49 111V109H50V112H52L53 111V109H56L58 112H59V114L60 115H63V116H65L66 118H67V123L64 121V120H61V119H63V118H61L60 119V121H59V123H58V132H57V134L53 137V140L54 141H57V145H60L61 147H63L64 149H65V151L66 152H68V154H71L72 155V160L71 161H73V162H75V163H80V165L81 166H83V167H85L86 168V170H87V172L89 173V175H88V178H85V179H87V180H90L91 181V184L93 185V187H94V189H95V192L97 193V195H98V198H97V212H99V213H105V214H112V216H113V214H118V215H120L121 213H123V212H126V213H128V214H131L132 213V216L131 217H134V215H135V217L134 218H131L130 219V221L132 220V222L131 223H133L132 225H130V221H129V219H128V222L129 223H127V220H126V224L124 223L125 221H123V227H124V224L126 225L125 226V228L127 227V228H129V229H131L130 227H135V229H136V225L138 224L137 223V221H139V222H141V223H139L138 224V226H137V228L138 229H140V230H138L137 229V231L135 230V229H133L134 231H136V232H132V234H129V235H131L130 237L132 238L133 236H137V235H141V233L139 234V232H141V230H142V232H143V223H142V221L140 220L141 218H138V217H140L139 216V214H140V212H142V213H144V214H146V215H160V216H165V217H169L170 219L171 218H180L179 220H180V222L182 221L185 225H187L186 224V222H190L191 221V219L189 220V221H187L188 220V218H191V217H194V216H196V215H204V214H206V215H208L209 213H212V212H214V203H215V198L213 199V200H210L211 201V204L208 206V196H206L207 194H209V193H207L208 192V187H211L213 184L211 183V182H208V169H203V168H205V167H207V166H205V164L204 165H201V164H199L198 162L200 161V159L202 158V157H204L205 159H207V157H208V151H205V150H199V144H200V140L202 139H204V140H206V141H208V137L210 138V139H212V140H214V141H216L217 142V144L218 143H220L221 144V142H223V143H225V146H226V144H227V146H230L231 144H232V147H231V152H228V153H236V157H237V159H238V162H239V164H240V171H241V178H240V183H238V186L240 187V189H241V191H242V195H243V198L244 199H260V198H262V196H263V194H264V141L262 140V138L264 137V133H259V131H263L264 132V127H260V128H254V127H249V125L248 124H246L247 122H248V120L246 121V119L245 118H243V119H245V121L246 122H241V121H243V120H241L240 122H238V121H236L234 118H232V116L229 114V113H227L226 112V110L225 109H223L219 104H218V101H217V99L215 98V97H217V96H215V97H213V96H204V95H202V94H195L194 92H186ZM185 94V95H186ZM234 94H235V92H234ZM20 95V94H19ZM22 95V94H21ZM69 95H71V94H69ZM86 95V96H85ZM119 97H120V95H121V92H119ZM131 95V96H130ZM185 95H183L182 96V99H183V97H185ZM64 96V95H63ZM83 96V97H82ZM85 96V97H84ZM98 96V97H99ZM122 96V95H121ZM166 96V95H165ZM169 96V95H168ZM168 96H167V98H168ZM225 96V95H224ZM13 97V96H12ZM57 97V96H56ZM111 97V98H112ZM129 97H127V99H130ZM169 97V98H170ZM175 97V96H174ZM226 97L227 96H225V100L223 99L222 100V98H221V100H220V102H225L226 103V101L229 99V97H227L228 99H226ZM179 98V97H178ZM178 98L177 99H175V100H178ZM218 98V97H217ZM224 98V97H223ZM1 99H2V92H1V88H0V101H1ZM31 99V98H30ZM29 99V100H30ZM76 99V98H75ZM107 99V98H106ZM119 99V98H118ZM144 99V98H143ZM180 99V98H179ZM181 99V100H182ZM52 100H53V98H52ZM78 100V99H77ZM132 100V101H133ZM138 100H140V102H138ZM261 100V99H260ZM36 101V100H35ZM125 101V100H124ZM129 101V100H128ZM39 102V101H38ZM103 102V101H102ZM143 102H147V101H145V99H144V101ZM142 102V103H143ZM182 102H179V103H181L182 104ZM47 103V102H46ZM120 103H121V101H120ZM124 103H126V102H124ZM141 103V105L140 106H142L143 107V109H142V107L140 108V107H138V109H139V111L137 112L136 111V113L138 114V113H141V114H143L144 113V106H143V104ZM229 103V100L227 101V103L226 104H228ZM231 103H233V102H231ZM127 104V103H126ZM131 104V105H130ZM134 104H135V102L133 101V104H132V102L130 101L127 105H130V107L131 106H134ZM137 104H135V110H136V108H137ZM166 104V103H165ZM225 104V105H226ZM126 106V105H125ZM124 106V107H125ZM185 106V107H186ZM187 106V107H188ZM166 107H168V106H166ZM165 107V109L164 110H166V109H168L166 112L168 113V111H169V109L171 108V106H169L168 108H166ZM264 107V106H263ZM262 107V108H263ZM16 108V107H15ZM128 108H129V106H128ZM137 109V110H138ZM191 109V108H190ZM264 109V108H263ZM134 110V111H135ZM141 110H144L143 112H141ZM198 111V112H199ZM54 112V111H53ZM150 112V111H149ZM49 113V112H48ZM195 113H196V111H195ZM42 114V113H41ZM58 114V113H57ZM51 115H52V113H51ZM151 115V114H150ZM244 117H245V115H243ZM135 117V116H134ZM158 118H160L161 119V116L160 117H158ZM168 118V117H167ZM247 118V117H246ZM131 120V119H130ZM133 121V120H132ZM85 122V121H84ZM252 125V124H251ZM19 126V125H18ZM261 126H262V124H261ZM17 127V126H16ZM17 129V128H16ZM170 130V129H169ZM168 130V131H169ZM29 131V130H28ZM179 133V132H178ZM188 133V134H187ZM169 134V133H168ZM187 134V135H186ZM180 135V134H179ZM122 136V135H121ZM167 137V136H166ZM165 137V138H166ZM35 138H30L29 139V141L28 142H25V146H27V148H29V149H31V150H34L35 149V146H36V140H34ZM153 139H155V137L153 138ZM218 140H221V142H218ZM48 141H51V139L49 138L48 139ZM162 141V140H161ZM160 140H159V145H161V144H164L165 145V141L163 140L162 142H161ZM171 141V140H170ZM263 142V143H262ZM49 143V142H48ZM150 143V142H149ZM228 143H230L229 145H228ZM151 144V143H150ZM150 144H149V147H150ZM214 144V143H213ZM220 144H219V146H220ZM171 145H174V144H172L171 143ZM215 145H216V143H215ZM214 145V149H215V147H218V145L217 146H215ZM222 145V144H221ZM224 145V144H223ZM222 145V146H223ZM233 145H234V147H233ZM142 146V145H141ZM148 146V145H147ZM221 146V150H223L222 148H224V147H222ZM48 147V146H47ZM165 147V146H164ZM52 148V147H51ZM51 148H49V149H51ZM155 148V147H154ZM219 148V147H218ZM227 148V147H226ZM228 148H230V147H228ZM53 149H54V147H53ZM155 150H156V148H155ZM62 151H63V149H62ZM151 151V150H150ZM224 151H226V153H227V150H223V152ZM53 152V151H52ZM53 154H55V153H53ZM143 155V154H142ZM58 156V155H57ZM54 159V158H53ZM63 159V158H62ZM53 161V160H52ZM56 162H58L57 160H56ZM55 162V163H56ZM61 162V161H60ZM59 162V163H60ZM132 162V161H131ZM122 163V162H121ZM61 164H63V163H61ZM58 165V164H57ZM69 167V166H68ZM221 168V167H220ZM66 169V168H65ZM69 172V171H68ZM73 174L75 173V172H72ZM71 174V173H70ZM54 176H53V182H54V184H55V186L56 187H58V188H61V189H64L65 191H67V192H71L72 191V188H73V184H74V182H71L72 180L70 179V177L71 176H68V175H66L65 173H55V174H53ZM224 175V174H223ZM223 175H222V177H223ZM232 175V174H231ZM72 176H74V175H72ZM234 176V175H233ZM236 176V175H235ZM234 176V177H235ZM217 179H219V181H221L222 179H221V175H220V177H218ZM221 179V180H220ZM232 179V178H231ZM216 180V179H215ZM218 181V180H217ZM218 181V182H219ZM220 183H222V182H220ZM217 190H218V188H217ZM210 192V191H209ZM207 193V194H206ZM212 195V194H211ZM221 195V194H220ZM138 196H139V199H138ZM214 196V195H213ZM229 196V195H228ZM236 196V195H235ZM133 198H135L136 200V202H134V203H132V202H129V201H131ZM235 198V197H234ZM242 198V199H243ZM224 199V198H223ZM239 199V198H238ZM226 200V199H225ZM234 200V199H233ZM133 201V200H132ZM240 201V200H239ZM238 201V202H239ZM227 202V201H226ZM132 203V204H131ZM136 203V204H135ZM210 203V202H209ZM125 205L126 204V208H128V209H123V207L124 206H122V205ZM129 204V205H128ZM247 207V206H246ZM245 207V208H246ZM249 207V206H248ZM248 209V208H247ZM139 211V212H138ZM125 213V214H126ZM137 213H139L138 215H137ZM246 213V212H245ZM128 214L126 215V217H128ZM263 214V213H262ZM123 215V214H122ZM125 216V215H124ZM130 216V215H129ZM227 216V215H226ZM245 216V215H244ZM260 216V215H259ZM261 216H263V215H261ZM90 217V214H89V216H88V218ZM91 217H93V215H91ZM96 217V216H95ZM114 217H115V215H114ZM125 217V218H126ZM222 217V216H221ZM224 217H225V215H224ZM107 218V217H106ZM117 218H119L118 219V221L121 219V216L120 217H118L117 216ZM117 218H116V223H118L117 225H122L120 222H117ZM135 218H137V219H139V220H137V219H135ZM157 218V217H156ZM182 218H187V220L185 219V220H183ZM223 218V217H222ZM86 219H87V217H86ZM90 219V218H89ZM94 219V218H93ZM96 219V221H98L97 220V218H95ZM123 219V218H122ZM122 219H121V221H122ZM176 219V220H177ZM109 221L111 220V222H113L112 221V218H110V219H108ZM124 220V219H123ZM214 220V219H213ZM222 220V219H221ZM136 221V222H135ZM157 221H158V219H157ZM175 221V220H174ZM250 221V220H249ZM253 221V220H252ZM252 221H251V223H252ZM89 222V221H88ZM93 222V221H92ZM98 222H100V221H98ZM97 222V223H98ZM156 222V221H155ZM178 222V220L176 221V223ZM180 223V224H182L183 225V223ZM219 222V221H218ZM95 225L97 224V223H95V222H93ZM134 223H136V224H134ZM165 223V222H164ZM163 223V224H164ZM173 223H175V222H173ZM175 223V224H176ZM84 224V223H83ZM88 224V223H87ZM86 224V225H87ZM92 224V223H91ZM161 224V223H160ZM179 224V225H180ZM196 224H198V223H194L193 224V222L191 223L190 222V224L188 223V227H189V225H190V227L189 228H191L192 230H195V228L193 229V227L194 226H197ZM85 225V224H84ZM99 226H101L100 224H98ZM97 225V226H98ZM109 226H110V224H108ZM128 225V226H127ZM130 225V226H129ZM133 225H135V226H133ZM141 225V226H140ZM178 227V229H179V225L178 224H176ZM175 225V226H176ZM181 225V226H182ZM193 227H192V226ZM217 225V224H216ZM251 225V224H250ZM249 225V226H250ZM115 227H116V224L114 225ZM112 227V228H114L115 229V227ZM92 227H94L93 225H92ZM122 226H120V228H121ZM122 227V228H123ZM142 227V228H141ZM198 228H199V226H197ZM248 227V226H247ZM83 228H85V227H83L82 226V230H84ZM91 228V227H90ZM103 228V227H102ZM102 228H100L99 227V230H100V232H102L103 230H102ZM111 228V229H112ZM124 228V229H125ZM181 228V227H180ZM182 228H184V225L182 226ZM188 228V230H190ZM198 228H196V230H200V229H198ZM98 229V228H97ZM113 229V230H114ZM123 229V230H124ZM128 229V230H129ZM132 229H131V231H132ZM185 229V228H184ZM184 229H183V231H184ZM214 229V228H213ZM85 230H86V228H85ZM84 230V231H85ZM121 229H119L118 231L120 232V234H121V231H120ZM128 230H127V232H128ZM149 230V229H148ZM148 230H147V228H146V230L144 229V231H146V232H148ZM153 230V229H152ZM186 230V232L188 231L187 229H185ZM94 231V230H93ZM126 231V230H125ZM191 231V230H190ZM95 232V231H94ZM98 232V231H97ZM97 232L95 233L96 235H97ZM99 232V234L97 235V236H102V234ZM116 233H117V229H116V231H115ZM118 232V233H119ZM185 232V231H184ZM103 233V232H102ZM129 233H131L130 231H129ZM149 233V234H148ZM147 233V237H149V236H152V232L151 231H149ZM198 233V232H197ZM124 234V233H123ZM125 234H127V236H126V238L128 237V233H126L125 232ZM124 234V235H125ZM145 233L143 232V237L145 238V235H144ZM86 235V234H85ZM84 235V236H85ZM88 235H90V234H88ZM123 235V236H124ZM90 236H92V235H90ZM93 236H94V234H93ZM129 237V238H130ZM138 237V236H137ZM143 237L141 238H137V240L135 239V241H138V240H140V239H143ZM146 237V240L148 239ZM155 236H152L151 238H153V240L151 239V238H149L148 239V241L146 242V241H139L140 242V244L142 243H144V242H146V243H148V242H150V247H152V245H153V242L155 241V239L157 238V235H156V237L154 238ZM96 238H98V237H95V239L94 240H96ZM114 238V237H113ZM136 238V237H135ZM87 239H89V236H88V238ZM100 240H98V242L99 241H101V239L102 238H99ZM123 239V238H122ZM152 241H151V240ZM130 240H132V239H130ZM129 240V241H130ZM143 240H145V239H143ZM150 240V241H149ZM156 240H158V242H157V244H158V248L161 250H159V252L162 254V256L157 252V254H156V260L158 259V257H160V260H157L159 263H157V264H203L202 262H200L199 260H197V259H195V258H192V257H190L189 255H187V254H185V252L183 253L182 251H178V250H180V249H177L176 251L174 250L173 251V248L174 249H176L177 247H176V245H174V244H172V242L170 243V242H167V241H165V240H162V239H160L159 237H158V239H156ZM128 241V240H127ZM134 241V240H133ZM92 242H94V241H92ZM102 242V241H101ZM101 242H100V245H102L101 244ZM96 243V242H95ZM94 243V244H95ZM105 242H103V244H104ZM134 243V242H133ZM137 243V242H136ZM151 243H152V245H151ZM99 244V243H98ZM98 244H95V245H98ZM108 244V243H107ZM107 244L105 243V245L107 246ZM144 245V244H143ZM148 245V246H149ZM230 245V244H229ZM140 246H142V245H140ZM157 245H155V247H156ZM176 248H175V247ZM209 246V245H208ZM225 246V245H224ZM96 247H98V246H96ZM107 247H109V245L107 246ZM112 247L113 246H110V248L112 249ZM116 247V246H115ZM146 248H147V244H146V246H145ZM144 247V248H145ZM225 247H227V243H226V246ZM235 247V246H234ZM102 248V247H101ZM100 248V249H101ZM105 248V247H104ZM103 248V249H104ZM142 249H143V246L141 247ZM146 248L144 249V250H146ZM153 250H151L150 248H147V250H146V252H149V256H150V254L152 255L153 253L151 252V251H158V250H154L155 248H154V245H153ZM99 249V251H101ZM108 249V248H107ZM149 249L151 250V251H149ZM156 249H157V247H156ZM209 249V248H208ZM235 249V248H234ZM233 249V250H234ZM105 250V249H104ZM167 250H171L172 252H173V254L171 255V253H170V251L169 252H167ZM228 250V249H227ZM123 251V250H122ZM142 251V250H141ZM224 251H225V249H224ZM236 251H237V248H236ZM103 252V251H102ZM108 252V251H107ZM112 252H115V253H113V258L114 257H117L118 256V254L116 253V251H114V247H113V249H112ZM182 252V253H181ZM222 252H223V250H222ZM234 252H235V250H234ZM106 252H104V254H105ZM110 253V252H109ZM143 253H145V252H143ZM228 253V252H227ZM103 254V255H104ZM108 254V253H107ZM117 254V255H116ZM127 254V253H126ZM181 254V255H180ZM231 254V253H230ZM101 255V254H100ZM223 255H225V254H223ZM229 255V254H228ZM232 255V254H231ZM236 255H238V253L237 254H235V256ZM108 256L110 257V254H108ZM107 256V258L109 259V257ZM154 256H155V253H154ZM220 256H221V254H220ZM227 256V255H226ZM104 257V259H103V261L105 260V255L103 256ZM151 257V256H150ZM153 257V256H152ZM197 257V256H196ZM217 257V256H216ZM222 257H224V256H222ZM222 257H219V259L220 258H222ZM231 257V256H230ZM234 256L232 255V258H233ZM237 257V256H236ZM240 257V256H239ZM238 257V258H239ZM106 258V259H107ZM112 258V257H111ZM226 258V260H227V258L228 257H225ZM238 258H236V261H237V259ZM107 259V260H108ZM115 259V258H114ZM117 259L118 260H116L117 262H118V264L120 263V257L118 256L117 257ZM218 259V260H219ZM240 259V258H239ZM102 260V259H101ZM154 260H155V257H154ZM229 260H231V258L229 259ZM229 260H228V263H232L233 262V260H231L230 262H229ZM106 261V260H105ZM111 261V260H110ZM112 261H113V259H112ZM115 260H114V262H116ZM220 261V260H219ZM221 261H222V259H221ZM236 261H234L232 264H236ZM239 261V262H238ZM237 261V264H240V260H238ZM107 262L109 263V261H106L105 263L104 262H102V263H104V264H107ZM117 262L116 263H114V264H117ZM155 262V261H154ZM113 263V262H112ZM156 263V262H155ZM227 263V264H228ZM230 263V264H231ZM100 264V263H99ZM111 264V263H110ZM217 264H219V263H217ZM221 264H223V261H222V263ZM226 264V263H225Z\"/></svg>","mask_w":264,"mask_h":264}]
</instances>
